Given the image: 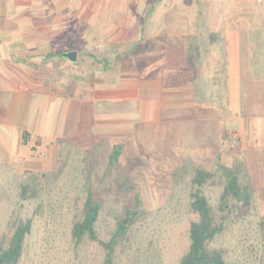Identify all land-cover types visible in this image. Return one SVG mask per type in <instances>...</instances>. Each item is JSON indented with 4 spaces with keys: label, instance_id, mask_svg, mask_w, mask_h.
<instances>
[{
    "label": "rangeland",
    "instance_id": "1",
    "mask_svg": "<svg viewBox=\"0 0 264 264\" xmlns=\"http://www.w3.org/2000/svg\"><path fill=\"white\" fill-rule=\"evenodd\" d=\"M19 4V31L0 58V103L9 101L0 105V236L14 215L32 220L17 264H105L106 252L87 238L75 244L70 229L88 185L108 184L100 177L115 143L145 211L125 217L129 241L111 264H178L195 219L194 164L235 160L251 207L230 215L211 246L229 264H264V0ZM70 49L74 62L59 56ZM47 52L54 62H43ZM31 99L37 113L26 110ZM23 185L36 194L22 198ZM221 188L217 178L204 187L217 213ZM101 197L96 229L107 239L130 196Z\"/></svg>",
    "mask_w": 264,
    "mask_h": 264
},
{
    "label": "trees",
    "instance_id": "2",
    "mask_svg": "<svg viewBox=\"0 0 264 264\" xmlns=\"http://www.w3.org/2000/svg\"><path fill=\"white\" fill-rule=\"evenodd\" d=\"M61 52L59 56L63 58ZM53 56V53L47 52L43 62H54ZM102 62L107 66L111 60L106 58ZM25 134L22 133L23 138ZM106 158L107 165L100 181L107 180L108 184L101 188L88 185L79 213L72 222L70 234L75 244H80L85 238L96 242L106 252L105 264H111V253L116 247H123L129 241L125 217L129 218V223L134 222L145 209L131 174L133 165L130 162H122L121 145L113 144ZM242 172L243 163L237 160L231 164L221 161L211 167L203 163L194 164L189 182V208L195 214V219L190 222L188 247L179 258L178 264H229L224 249L211 244L225 229L230 215L239 219L250 210L253 187L241 180ZM216 178L222 186L217 205L220 213L215 212L204 191V187ZM102 192L130 196L123 214L117 217L116 226L107 239L99 237L96 229L103 206ZM35 194L36 191H29L26 185L22 186V198ZM9 226L10 234L0 236V264H17L23 252L25 237L31 230L32 220L14 215L9 221Z\"/></svg>",
    "mask_w": 264,
    "mask_h": 264
},
{
    "label": "crops",
    "instance_id": "3",
    "mask_svg": "<svg viewBox=\"0 0 264 264\" xmlns=\"http://www.w3.org/2000/svg\"><path fill=\"white\" fill-rule=\"evenodd\" d=\"M19 13H20L19 0H0V58L1 59L9 58V56H10L9 53L7 52L6 48H5L6 44H5L4 40L5 41L7 40V36H10V38L17 36V33L19 31V24H20ZM229 45H230V50L228 49L229 50V53H228L229 57L228 58L232 59V57H234V53L236 55H238L237 50H238L239 45L235 44L233 46L232 40L229 41ZM229 64H228V70L230 71V70H232V66L230 67ZM228 73H229V78L234 76V74H232V72H228ZM228 82H229V85H228L229 92L231 94H238V89L234 88V86H233L232 78L229 79ZM110 95L111 94L108 95L109 98H110ZM18 101L20 103L19 98L17 99V102H16L17 105L19 104ZM33 103H35V104L38 103V100L35 99L32 101V99H31L30 105H29L28 109H26L27 112L30 109L32 113L33 112L37 113V111L39 109L37 108V106H34ZM8 104H9V101H7V100L2 101L0 103V105H2V106L8 105ZM198 139L202 142H205V140H203L201 137H199Z\"/></svg>",
    "mask_w": 264,
    "mask_h": 264
},
{
    "label": "water",
    "instance_id": "4",
    "mask_svg": "<svg viewBox=\"0 0 264 264\" xmlns=\"http://www.w3.org/2000/svg\"><path fill=\"white\" fill-rule=\"evenodd\" d=\"M61 56L74 62L77 58V50L76 49H70V50L62 51Z\"/></svg>",
    "mask_w": 264,
    "mask_h": 264
}]
</instances>
